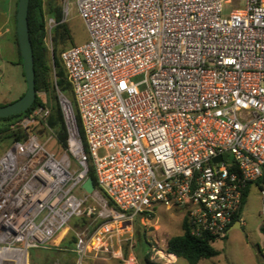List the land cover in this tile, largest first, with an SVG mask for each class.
Wrapping results in <instances>:
<instances>
[{
  "label": "built area",
  "instance_id": "2783aa9c",
  "mask_svg": "<svg viewBox=\"0 0 264 264\" xmlns=\"http://www.w3.org/2000/svg\"><path fill=\"white\" fill-rule=\"evenodd\" d=\"M75 4L90 39L61 61L87 152L66 118L72 159L48 153L34 134L0 158V264H28L29 249L75 217L96 223L75 233L72 264L122 258L123 245L134 249L135 220L157 208L179 213L194 237H226L264 174V0ZM62 11L68 22L71 0ZM56 26L47 18L48 34ZM49 114L38 108L22 124ZM89 164L92 195L82 188ZM148 253L176 263L167 250ZM125 262L137 264L133 253Z\"/></svg>",
  "mask_w": 264,
  "mask_h": 264
},
{
  "label": "rangeland",
  "instance_id": "374dc122",
  "mask_svg": "<svg viewBox=\"0 0 264 264\" xmlns=\"http://www.w3.org/2000/svg\"><path fill=\"white\" fill-rule=\"evenodd\" d=\"M64 3L65 0H60L62 7ZM7 4L8 0H0V107L18 101L27 91L23 68L17 65L19 54L15 41L16 0H14L10 17L7 12ZM230 8L225 9V14L230 12ZM67 24L71 30L73 42L67 46L61 45L59 47L61 50L71 48L72 45L80 46L89 41L88 28L79 15L75 0H71V15ZM53 31L54 28L47 38L51 64H54V54L52 53L54 48ZM72 107L75 113L73 104ZM32 134L38 136L39 142L48 153H53L58 158L68 154L72 159L68 149L65 150L59 146L50 129L43 125H34ZM12 146L13 144L7 142L1 143L0 158ZM73 165L75 171H78L79 167L74 160ZM86 206H96L98 211L101 210L99 204L89 196ZM241 217L243 219L241 229H232L226 237L213 244L215 249L220 251V255L212 259L202 260L199 264H264V252L262 251L264 234L261 232V228L264 227V196L262 190L255 184L251 185L249 189ZM87 221H85V218L75 217L45 247L30 248L28 251V264H72L74 261L73 250L76 248L75 243H72V238L75 237V233L86 232L87 228L90 230L95 228L96 220L94 218ZM138 228L140 232L145 234L151 245L160 250H167L168 241L172 237L182 234V220L176 211H166L162 208H157L156 214L153 216H148V214L139 216L134 223L133 250L130 249L128 244H125L123 245L122 258L92 255L88 264H126L125 261L129 260L131 253L135 256L137 264H144L142 257L144 248H142L140 237L136 234ZM157 262L167 264V262ZM175 264L189 263L185 259H178Z\"/></svg>",
  "mask_w": 264,
  "mask_h": 264
},
{
  "label": "trees",
  "instance_id": "16d2710c",
  "mask_svg": "<svg viewBox=\"0 0 264 264\" xmlns=\"http://www.w3.org/2000/svg\"><path fill=\"white\" fill-rule=\"evenodd\" d=\"M17 7L18 0H16L15 9V41L19 54V63L17 65L22 66L23 68V60L20 54V48L16 35ZM47 18H52L57 23V26L53 31L54 48L52 53L54 54V64H51L50 50L47 45ZM28 19L30 38L34 53L37 98L33 106L27 112L0 119V144L4 142L10 144L23 142L27 140L29 136L33 135L34 125H43L53 132L59 146L67 150L69 146L68 141L70 138V131L60 100V96L64 95L75 107L74 115L79 131V138L85 151L87 152V143L83 125L76 109L72 85L61 61L62 52L68 48L61 50L59 47L61 45L67 46L73 41L72 33L67 22H62L63 11L60 0H30ZM71 47H74V45ZM23 77L25 78L24 70ZM41 107L49 109V116L47 118H36V123H33L25 128L22 122L26 118H32L34 112ZM89 176L97 184L95 170L91 164H89ZM253 184L263 190L264 174L262 178ZM253 184H250L246 189L243 206L239 214L236 216V221H240L241 219V213L248 198L249 189ZM109 205L113 206L111 202H109ZM85 221H87L86 218ZM261 232L264 234V227L261 228ZM136 234L140 237L142 248H144V254L142 256L143 263L162 264L151 260L150 254L148 253L151 244L150 241L147 240L145 234L140 232L139 228L137 229ZM76 241V237H73L72 243H76ZM217 241L218 239L192 236L189 232L187 224L182 222V234L172 237L168 241L167 253L176 256L178 259H185L189 264H199L202 260L212 259L220 255V251L215 249L213 245ZM262 251L264 252V247ZM88 261L89 258L86 260V264H88Z\"/></svg>",
  "mask_w": 264,
  "mask_h": 264
},
{
  "label": "water",
  "instance_id": "95a60500",
  "mask_svg": "<svg viewBox=\"0 0 264 264\" xmlns=\"http://www.w3.org/2000/svg\"><path fill=\"white\" fill-rule=\"evenodd\" d=\"M29 7L30 0H18V7L16 13V35L20 48V54L23 60V70L27 84V91L18 101L0 107V119L16 116L27 112L33 106L37 98L34 53L30 38L28 19ZM60 100L65 113V117L68 120L72 121L75 126L76 133L79 135L71 102L63 95L60 96ZM222 159L223 158L220 156L215 159V162H220L222 161ZM82 188L86 191V193L92 195L96 191V185L94 180L89 177L83 184ZM237 223L239 224V228L241 229L240 221Z\"/></svg>",
  "mask_w": 264,
  "mask_h": 264
},
{
  "label": "crops",
  "instance_id": "0c3cea01",
  "mask_svg": "<svg viewBox=\"0 0 264 264\" xmlns=\"http://www.w3.org/2000/svg\"><path fill=\"white\" fill-rule=\"evenodd\" d=\"M13 5H14V0H8V4H7V12H8V14H9V17H10V15H11V13H12ZM178 214H179V213H178ZM242 214H243V210H242L241 216H242ZM241 218H242V217H241ZM181 220H182V218H181ZM182 222H183V221H182ZM240 226L242 227V226H243V223H241ZM234 229H240L238 223H235V224H234ZM172 256L176 259V261L178 260V258H177L176 256H174V255H172Z\"/></svg>",
  "mask_w": 264,
  "mask_h": 264
},
{
  "label": "bare ground",
  "instance_id": "6f19581e",
  "mask_svg": "<svg viewBox=\"0 0 264 264\" xmlns=\"http://www.w3.org/2000/svg\"><path fill=\"white\" fill-rule=\"evenodd\" d=\"M68 107V106H67ZM69 108V107H68ZM173 259H175L174 257H173Z\"/></svg>",
  "mask_w": 264,
  "mask_h": 264
}]
</instances>
